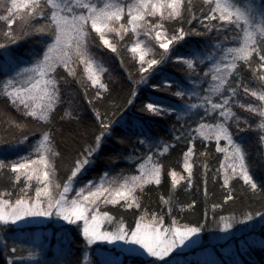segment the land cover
<instances>
[{"label":"snow or ice","instance_id":"6c2138e0","mask_svg":"<svg viewBox=\"0 0 264 264\" xmlns=\"http://www.w3.org/2000/svg\"><path fill=\"white\" fill-rule=\"evenodd\" d=\"M213 33L219 42L210 45L211 51L176 57L187 66L188 83L192 87L168 76L151 85L156 92L175 86L176 91L171 94L180 102L168 103L162 97L153 96L141 109L154 117L174 115L176 121L181 122L179 128L173 127L174 140L187 145L183 153L186 175L175 170L167 173L171 178V191L167 199L160 196L166 213H149L143 205V197L147 186L161 185L164 171L161 157L176 145L153 140L142 126L137 136L138 143L146 149L145 154L121 153L108 158L110 164L118 159L128 161L136 174L124 175L121 170L113 176L109 169L97 180L77 186L104 143L113 135L115 125L123 119L124 106L115 101L111 116L109 109L102 110L112 89L102 79L107 69L97 64L90 52L91 44L102 45L117 56L123 48L138 65L140 78L133 81L127 106L137 98L139 86L148 85L157 69L172 59L176 45L190 36ZM33 37L42 38L44 49L36 53L32 61H20L11 54L14 46ZM225 42L229 46H225ZM201 65H206L203 76L198 71ZM242 66L252 73L248 82L241 72ZM81 67L82 73H78ZM60 70L80 85L91 107L96 129L91 142L81 145L72 158L62 182L56 177L57 161L63 160L65 154L56 142L60 129L55 128L56 115L63 104L61 80L58 79ZM0 76L5 77L0 79V96L26 120L30 118L39 124V139L28 155L15 160L0 158V177L6 176L11 183V190H0V227L4 229L56 217L80 228L89 246L97 242L109 245L121 242L126 246L122 247V253L129 257L146 255L152 258L149 264H175L174 259H170L172 253L203 230L202 225H181L173 217L177 207L173 194L177 186L181 181L186 182L187 188L193 184L197 140L201 143L215 141L216 151L225 154L217 169V174L223 178L222 187L229 190L224 203L234 199L230 182L237 177L253 194L264 193V186L258 185L250 174L246 149L234 139L232 131L233 127L240 131L253 130L249 121L242 120L233 110L238 106L258 118L255 131L259 134V143L264 144V0L259 5L255 0H247L243 5L238 0H201L199 5L195 0H0ZM253 82L257 86L250 87ZM204 84L207 87H202ZM241 89L245 96L254 98L253 102L240 103ZM90 90H94L91 96ZM117 114L120 119H113ZM67 117L79 123V116L73 117L69 111L60 119ZM10 123L21 134L18 143L28 141L35 134L26 130V124L12 120ZM192 124L196 126L193 128ZM87 131L84 128L82 134L86 135ZM208 172L209 167L204 163L205 197L208 195ZM17 188L19 191H14ZM101 205L135 210L134 226L123 218L117 220L107 210L102 211ZM194 206L195 202L187 205L188 208ZM218 207L221 205L212 204V211ZM165 215L171 218L167 226ZM255 217L264 219V211L247 212L240 222L252 221ZM220 220L225 221V217ZM81 221L82 225L78 223ZM104 223L114 226L105 229ZM232 226L225 222L221 230L228 231ZM4 247L8 249L7 242ZM21 251L15 244L10 248L13 259L9 264L37 259V253L29 251L24 257L18 254ZM109 264L121 262L116 260Z\"/></svg>","mask_w":264,"mask_h":264},{"label":"trees","instance_id":"16d2710c","mask_svg":"<svg viewBox=\"0 0 264 264\" xmlns=\"http://www.w3.org/2000/svg\"><path fill=\"white\" fill-rule=\"evenodd\" d=\"M262 0H255L259 5ZM199 5L201 0H195ZM241 5L247 3V0H238ZM198 27V26H197ZM219 42L215 39V33L208 36H190L185 41L176 45L172 51V59L166 64L157 69V74L150 78L148 85H140L137 89L138 95L132 105H126V100L134 87L133 81L140 78L137 71L138 65L132 60L131 54L121 48L120 55L117 56L109 49L102 45L97 46V43H92L90 52L94 59L103 68L107 69L104 72L102 79L108 83L112 89L111 97L105 101L102 106L109 109V115H112V102L124 106L123 119L115 125L113 135L104 143L101 152L97 158L88 167V170L83 173L80 178L82 186L89 180H97L98 176L104 171L111 170V175L115 176L123 171L124 175L134 174L135 168L130 166L128 161L118 159L116 163L110 164L109 157L117 154H132L133 156L143 155L146 149L138 143L137 133L142 126L145 133L156 141H164L166 143L175 144V148L169 150L165 156L161 157L164 165L161 185L147 186L146 195L143 197V205H145L149 213H159L164 215L167 211L160 201V196L165 199L171 191V178L167 175L170 170H175L182 175H186L183 170V153L187 150V145L184 142L174 140L173 127H180V123L176 121L175 116L169 117H154L148 113L141 111L144 104L150 102V97L159 96L168 103L180 102L179 98L172 96V92L176 91L175 86L168 91L156 92L151 85L160 83L165 77H171L177 82H180L187 87H192L188 83L190 72L187 66L179 62L176 57H191L194 52L211 51L210 45ZM225 46H229L225 42ZM172 46H170L171 48ZM44 49V41L40 37H33L22 40L19 45L14 46L12 55L23 62H30L35 58L36 53H42ZM158 51H163L158 49ZM121 59L124 64L121 65ZM255 59L253 66H255ZM21 66H25L22 64ZM206 70V65H201L198 71L201 76ZM78 73H82V67ZM241 72L244 75L245 81L248 82L252 78V73L245 67H241ZM131 77V78H130ZM5 77L0 76V79ZM63 78H66L67 82ZM195 79L194 76L191 77ZM58 79L61 80V92L63 104L60 106L55 120V128L60 129L56 135V142L60 149L64 152L65 158L57 161L58 170L56 177L62 182L66 178V173L72 158L76 155L80 146L91 142L92 133L95 132L93 125V114L91 107L87 103V99L83 96V90L80 85L73 81L67 73L60 70ZM257 86L255 82L250 83V87ZM207 87V84L202 85ZM94 90L89 91V96ZM254 98L245 96L241 89L239 97L240 103L253 102ZM195 102V100H193ZM233 110L241 117L247 119L252 125L253 130L240 131L233 127L232 131L234 139L243 145L247 152V162L250 168V174L254 181L261 186H264V144L259 143V134L255 131L258 118H254L252 114L235 106ZM66 111L72 113V116H79V123L72 117H67L61 120L60 117ZM113 119H120V114L112 116ZM10 120L17 123L26 124V130L35 132L31 135L28 141L18 143L21 138L20 132L12 126ZM196 125L192 124L194 128ZM243 126V125H242ZM87 128V134H82L83 129ZM39 124L32 121L30 118L25 119L20 113L13 108L4 97L0 96V158L9 160L18 159L21 156H26L32 151V146L39 139ZM179 135V133H175ZM142 138V137H140ZM124 142L121 143L120 141ZM10 142V143H6ZM222 145V144H221ZM196 157H194L193 165V184L187 188L185 181H181L174 194V203L177 207L174 208L173 217L176 218L181 225H202L203 230L200 234V245L187 250L181 254H174L170 259H174L175 264H264V222L259 224L257 228L249 229L247 225L249 221L241 223L244 219V214L247 212L255 213L264 211V193L257 192L255 194L244 184L243 180L238 177L230 182V189L234 199L224 203L228 189L222 187V175L217 174V169L220 167V162L224 161L225 154L216 151V143L196 141ZM207 153L206 156H201L200 153ZM207 163L209 172L207 175V190L208 195H204V174L203 164ZM9 188L11 183L9 179L0 177V190ZM14 191H19L15 189ZM195 202L193 208H188L187 205ZM220 204L215 212L212 211V204ZM105 210L117 220L123 218L124 221L133 225L136 219L135 210H125L119 206H105ZM183 208V211H180ZM207 213V215H205ZM225 217V222L232 223L231 236L223 241H210L211 237L219 234L218 230L222 221L220 217ZM234 217V219H232ZM264 220L260 217H255L254 220ZM171 223V218L165 215V225ZM110 227L114 225H108ZM5 242L9 245L8 249L4 247ZM17 246L23 251L19 255L27 257L28 252L37 253L36 260H25L24 264H109L110 259L101 256L97 252L98 246H89L85 241L82 230L76 225H65L57 229L52 224H47L40 227H24L4 229L0 227V264H9L13 259V254L10 252L12 246ZM48 247H46V245ZM121 264H149V261L140 257L122 256L118 258ZM116 261V260H114ZM21 264V262H17Z\"/></svg>","mask_w":264,"mask_h":264},{"label":"rangeland","instance_id":"374dc122","mask_svg":"<svg viewBox=\"0 0 264 264\" xmlns=\"http://www.w3.org/2000/svg\"><path fill=\"white\" fill-rule=\"evenodd\" d=\"M97 62V61H96ZM97 64H99L97 62ZM221 146H224V142L221 141ZM182 170H183V166H182ZM184 172V171H183ZM136 174V173H134ZM186 174V173H185ZM107 206H110V205H107ZM105 206L104 205H101V210H105ZM264 220H252V221H249V224L247 225V228L249 229H253V228H257L259 226V224H263ZM82 225V221L81 222H78ZM224 223L225 221H222V224L220 225V229L218 230L219 234L217 235H214L211 237L210 241L214 240V241H223V240H226L228 239L232 234L231 230L232 228H230L228 231H222L221 229L224 227ZM47 224H52L53 226H55L57 229H60L62 228V226H65V225H69L67 224V222L59 219V218H56V217H52V218H41V219H37V220H32L28 223H21L20 225L18 226H15V227H18V228H24V227H40V226H44V225H47ZM109 224L108 223H104L103 227L105 229H110L111 227L108 226ZM167 226V225H166ZM113 227V226H112ZM46 247H48L47 244H45ZM200 245V234H196L195 236H192L190 238V240L186 241L185 242V245L177 248L173 253L172 255H174L175 253L176 254H181L187 250H190L196 246ZM91 246H98L96 248L97 252L101 254V256L107 258V259H110V260H117L118 258H121L122 256H128L127 254H124L122 253L121 249L122 247H126L124 245H122L121 242H118L116 244H107L106 242H97V244L95 245H91ZM129 257V256H128ZM140 258H143V259H146V260H150L152 258H149L147 257L146 255H141V256H138ZM111 262V261H110Z\"/></svg>","mask_w":264,"mask_h":264}]
</instances>
